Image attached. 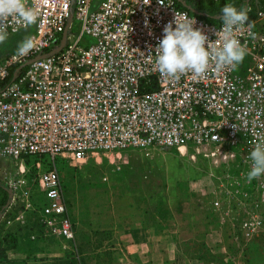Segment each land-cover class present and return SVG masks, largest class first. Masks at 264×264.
<instances>
[{"label": "built area", "instance_id": "1", "mask_svg": "<svg viewBox=\"0 0 264 264\" xmlns=\"http://www.w3.org/2000/svg\"><path fill=\"white\" fill-rule=\"evenodd\" d=\"M187 1L200 0H29L39 12L29 28L35 47L0 59V183L10 192L0 214L5 227L16 224L29 229L23 239H52L75 251L57 157L85 163L183 148L215 166L204 205L218 244L243 250L264 234V176L246 182L249 154L264 143V6L246 0L254 36L247 25L234 31L247 49L246 66L218 70L212 62L202 77L186 73L171 81L155 63L166 24L194 19L209 46L220 44L222 21L206 20ZM21 30L8 19L9 35Z\"/></svg>", "mask_w": 264, "mask_h": 264}, {"label": "rangeland", "instance_id": "2", "mask_svg": "<svg viewBox=\"0 0 264 264\" xmlns=\"http://www.w3.org/2000/svg\"><path fill=\"white\" fill-rule=\"evenodd\" d=\"M259 2L264 6V0ZM78 29V22L74 20L72 32L77 33ZM30 32L27 29L9 35L6 42L0 44V59L17 52L18 44ZM85 38L89 43L93 41L89 36ZM247 61L246 55L242 64L246 66ZM127 152L121 157L117 154L97 156L85 163H71L57 157L67 209L74 222L75 245L80 241L83 246L86 244L84 250L89 251L95 238L93 232L108 231L109 239H104L103 244L110 246V264H132L122 255L129 241L140 240L149 233L158 234L164 229L176 240L179 229L196 228L189 242L176 243L179 250L192 259V264H227L228 261L230 264H264V234L251 239L243 250L227 254L223 245L218 244L220 235L214 231L211 220L205 219L204 196L210 191L209 173L215 168L209 158L183 148L179 152ZM124 169L130 171L118 181V171L123 172ZM32 191L34 201L41 204V195L35 188ZM28 231L16 224L5 227V223L0 221L1 260H9L5 250H10L16 255L13 259H19L21 252L23 259L41 258L49 262L61 259L53 260L51 264H72L67 255L70 251L67 243L52 239L41 243L28 241L23 239ZM206 235L219 239H205ZM40 248L42 252L37 253ZM90 257H82L83 264H93ZM178 260L172 257L168 262L178 264Z\"/></svg>", "mask_w": 264, "mask_h": 264}, {"label": "clouds", "instance_id": "3", "mask_svg": "<svg viewBox=\"0 0 264 264\" xmlns=\"http://www.w3.org/2000/svg\"><path fill=\"white\" fill-rule=\"evenodd\" d=\"M162 2V0H160ZM222 31L220 44L209 46L207 36L195 28L194 19L168 23L163 28V36L155 49L157 70L162 77L171 81L179 80L186 73L194 77L204 76L212 62L220 70L226 67L236 69L248 54L247 49L235 38L234 31L242 30L245 25L249 34L254 24L249 22L248 9H237L232 4L221 8ZM14 18L24 30L35 25L39 19L37 9L29 6V0H0V44L8 39L7 21ZM35 47L33 38L25 37L17 46V55L25 56ZM248 159L251 167L246 174V182L264 176V143H257Z\"/></svg>", "mask_w": 264, "mask_h": 264}, {"label": "crops", "instance_id": "4", "mask_svg": "<svg viewBox=\"0 0 264 264\" xmlns=\"http://www.w3.org/2000/svg\"><path fill=\"white\" fill-rule=\"evenodd\" d=\"M196 228L178 230L177 241L171 236V233L165 229L158 232V234L149 233L145 235L140 240H131L128 244H125L126 251L122 253L127 259H129L132 264H167L168 259L172 257H177L180 260L177 261L178 264H192V259L189 258L188 254L184 251H180L177 247V242H186L194 236ZM198 230V229H197ZM208 237L215 239L212 235H206L205 239ZM219 238H216L217 241ZM208 242V241H207ZM37 253L42 252V249H38ZM126 253V254H125ZM19 259H13L15 254L8 252L7 258L9 260H2L5 264H15L18 260L22 261V264H51L54 261H59L61 259H53L50 262L48 260L38 259H26L24 262V254L19 253ZM129 254V255H128ZM12 255V256H11ZM13 257V258H12ZM124 259V258H122Z\"/></svg>", "mask_w": 264, "mask_h": 264}, {"label": "trees", "instance_id": "5", "mask_svg": "<svg viewBox=\"0 0 264 264\" xmlns=\"http://www.w3.org/2000/svg\"><path fill=\"white\" fill-rule=\"evenodd\" d=\"M225 4H232L237 9H241L242 7L244 8L246 5V0H200V1H187L185 2V6L189 7L193 11H195L197 14L202 16L208 21H216V20H221V8ZM13 66L10 69V76L5 79L4 84L8 83L11 80L12 73L14 70L18 67ZM27 165L30 167L31 171H34L33 167H31L32 161L29 160V158L26 159ZM130 171V169H124L123 172L118 171V181L122 180L123 175H127V173ZM110 174V172L108 171ZM81 189V188H80ZM9 201V193L7 189L3 186V184L0 183V214L6 207L7 203ZM211 213L209 211H206L205 219L206 220H211V223H214V221L211 219L209 216ZM29 230V229H28ZM161 230V229H160ZM156 234V232H154ZM93 235L95 238L93 239L91 244V250L87 251L84 250L86 247V244L83 246L82 242L78 241L76 244V249L75 251L70 250L68 252V256H70L72 264H83V261H81V258L84 256H91L90 258L93 259V264H110L111 261V251H110V246H105L103 244L104 239H109V233L108 231H94ZM12 246L8 247L11 248ZM211 251V250H210ZM234 251L235 248L233 246H228L227 248V254H230V252ZM29 255V254H28ZM27 255V256H28ZM28 258V257H26ZM167 264H169L167 260ZM227 264H230L228 261Z\"/></svg>", "mask_w": 264, "mask_h": 264}, {"label": "water", "instance_id": "6", "mask_svg": "<svg viewBox=\"0 0 264 264\" xmlns=\"http://www.w3.org/2000/svg\"><path fill=\"white\" fill-rule=\"evenodd\" d=\"M64 40V39H63ZM63 42V41H62ZM8 193L10 194V192L8 191Z\"/></svg>", "mask_w": 264, "mask_h": 264}]
</instances>
